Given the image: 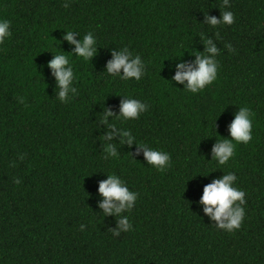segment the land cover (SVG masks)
Wrapping results in <instances>:
<instances>
[{
  "label": "trees",
  "instance_id": "16d2710c",
  "mask_svg": "<svg viewBox=\"0 0 264 264\" xmlns=\"http://www.w3.org/2000/svg\"><path fill=\"white\" fill-rule=\"evenodd\" d=\"M229 2L235 23L217 29L201 23L220 18L222 0H0L12 32L0 45V264H264V0ZM69 29L80 38L93 32L100 49L92 64L75 60L78 95L63 104L44 52L54 53ZM216 31L218 79L197 95L174 87V64L194 60L204 51L200 34L215 40ZM61 47L72 51L66 41ZM124 47L148 64L140 82L103 72L112 49ZM120 96L149 104L118 126L169 152L167 171L147 165L135 146L105 158L99 113H118ZM243 106L254 113L253 140L218 167L209 162L215 138H230ZM229 171L247 200L232 233L198 203L204 186ZM109 174L140 194L125 213L133 230L119 237L109 230L115 218L98 208Z\"/></svg>",
  "mask_w": 264,
  "mask_h": 264
},
{
  "label": "clouds",
  "instance_id": "9594fccd",
  "mask_svg": "<svg viewBox=\"0 0 264 264\" xmlns=\"http://www.w3.org/2000/svg\"><path fill=\"white\" fill-rule=\"evenodd\" d=\"M222 3L225 11L221 13L220 18L207 14L201 24L206 23L211 28L217 29L221 25H233L235 14L227 10L230 8V2L229 0H222ZM63 6L68 8L69 4L65 3ZM11 37V22L0 18V45H4ZM215 37L214 40L211 36L201 33L199 38L203 41L204 51H196L192 55L195 59L191 62L178 59L179 62L174 64L175 75L171 80L173 86L182 85L183 90L181 91L197 95L204 92L207 87L218 79L220 63L217 57L221 55V51L217 46V41L220 39L219 31L215 32ZM63 41H66L72 47L71 52L66 53L62 49ZM58 42L59 47L54 53L44 52L51 53L53 57L46 67L50 69L54 78L55 98L63 104H68L78 95L76 84L79 77L75 70V60L92 64L100 48L96 35L91 31L80 38L79 33L69 29L64 32L62 41ZM225 47L230 52L235 51L230 43L226 44ZM111 55L112 59L107 62L106 69L103 72L112 77L113 80L140 82L148 74V64L142 59L141 55L134 54L128 47L120 50L112 49ZM120 97L122 99L118 113L108 107H105L99 113L98 126L103 130L101 139L105 158L118 159L120 156L118 145L128 146L129 148L135 146L136 155L142 154L147 165L159 172L167 171L172 164V156L169 152L154 149L145 143L139 142L131 129L118 126V122L138 120L142 114L149 111V104L131 96ZM20 102H24L23 98ZM217 120L215 121V130ZM253 121L254 113L252 110L247 106L240 107L228 127L230 138H222L219 135V138H215L216 142L211 149V161L209 162L215 161L218 167L228 166L229 162L236 156L237 146L240 144L247 145L253 140ZM20 159L23 160L24 156H20ZM106 177L105 180L99 182L98 193L101 200L98 203V208L105 217L115 218L116 226L109 228V230L113 236L119 237L122 232L133 230V225L125 213H131L140 194L130 190L127 182L120 176L109 174ZM237 180V175L231 171L223 174L221 178L213 179L211 183L204 186L202 197L198 202L202 206L203 214L218 229L229 233L239 230L246 217V192L236 185ZM20 182L19 179L15 181L16 184ZM80 227L81 231L85 229L84 225Z\"/></svg>",
  "mask_w": 264,
  "mask_h": 264
}]
</instances>
